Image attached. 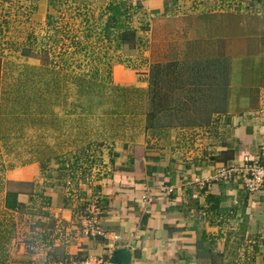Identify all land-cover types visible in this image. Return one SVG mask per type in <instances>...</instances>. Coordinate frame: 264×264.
<instances>
[{
    "label": "crops",
    "instance_id": "crops-1",
    "mask_svg": "<svg viewBox=\"0 0 264 264\" xmlns=\"http://www.w3.org/2000/svg\"><path fill=\"white\" fill-rule=\"evenodd\" d=\"M147 73L138 82L117 64L111 77L115 84L146 89ZM262 95L254 109L215 114L201 127L152 132L142 126L131 140L111 145L118 157H110L102 177H72L75 187L64 189L52 172L56 165L46 132L33 141L28 137L22 149L8 145L14 134L3 128L8 115L0 66V264L49 259L111 264L117 249L129 251L127 264H264V186L250 194L240 180L214 179L222 165L253 159L264 146ZM15 116L19 122L21 115ZM36 127L30 129L40 132ZM70 151L75 162L59 169L82 171L77 149ZM9 155L16 158L6 160ZM143 194L152 201L144 202ZM89 204L99 211L100 236L79 231L78 212Z\"/></svg>",
    "mask_w": 264,
    "mask_h": 264
},
{
    "label": "rangeland",
    "instance_id": "rangeland-1",
    "mask_svg": "<svg viewBox=\"0 0 264 264\" xmlns=\"http://www.w3.org/2000/svg\"><path fill=\"white\" fill-rule=\"evenodd\" d=\"M108 1L0 0L3 114H8L3 128L14 134L8 145L22 149L35 139V135L46 132V143L51 142L52 161L56 165L52 172L56 179L60 178L59 186L64 189H73L71 179L78 178L81 173L78 169H59L65 161L75 162V154L70 149H77L76 156L79 155L85 168H89V172L86 169L87 177L92 174L93 178H100L108 171V161L113 156L109 150L111 145L121 146L142 126H150V100L134 99L137 95L133 93H125L126 97L119 96L118 92L109 95L111 83L122 85L115 84L111 77L114 65L130 70L132 76H138V82L146 78L140 75L147 72L149 81L150 64L154 61L181 60L192 66L197 60L209 62L208 76H213L220 67L221 75L215 80L222 83L216 87L213 77L201 78L210 86L206 100H211L212 105L194 115L196 119L209 115L218 106L226 111L220 110V113L227 114L254 109L259 94L264 92V0H177L176 5L172 4L173 0H162L152 6L157 12H151L146 2L149 0H141L130 22L144 42L137 49L107 42L100 33L105 20L100 13ZM164 2L168 3L166 14H163ZM75 8L81 9L80 16ZM94 25L96 30L92 31ZM145 25L149 30L142 31ZM71 37L80 43L78 47L70 45ZM65 49L67 51L62 53ZM41 65L53 74L58 73L57 77L48 72L44 77L41 75L39 82L33 83L31 78H37L36 69ZM75 75L84 78L85 84L80 87L77 79L72 78ZM17 77H20L19 82L15 80ZM55 80L60 86L58 94L50 91ZM94 80L95 85L92 84ZM90 82L92 85L88 87ZM223 83L227 84L223 86ZM22 92L27 95L18 100ZM8 96L10 101H7ZM22 108L29 113L20 114L17 122L16 116H10L8 111ZM262 111L264 113V100ZM157 118L158 125L173 124L178 119L173 112H159ZM33 125L40 132L30 129ZM113 157L118 155L115 153ZM14 158L9 155L5 159L13 161ZM22 188L29 190L28 186Z\"/></svg>",
    "mask_w": 264,
    "mask_h": 264
},
{
    "label": "trees",
    "instance_id": "trees-1",
    "mask_svg": "<svg viewBox=\"0 0 264 264\" xmlns=\"http://www.w3.org/2000/svg\"><path fill=\"white\" fill-rule=\"evenodd\" d=\"M141 0H109L104 8H102V12L100 15L105 16L104 23L100 26V33L104 35V39H106L107 42L113 41L117 46L127 45L130 49H137L140 46L144 45V42L141 37L137 35L136 29L132 28L130 26L132 15L136 12L137 8L139 7V3ZM159 1L162 2V0H149L146 1L148 6L151 9V12H157L153 10L152 6L158 5ZM177 0H173L172 4L176 5ZM54 3V1L52 2ZM164 13L169 11L168 9V3L164 2ZM76 14L80 16V8H75ZM52 19V16H49V20ZM52 24V22H49ZM96 25H94V29H91L92 31L96 30ZM66 28V26L64 25ZM142 31H147L148 25L141 27ZM99 34V33H98ZM79 42L74 41V39L71 37L70 39V45L74 46L75 48L79 46ZM67 49H65L62 53H65ZM193 66L186 63L185 61L181 60H171V61H154L152 64H150V71H149V85L147 89H141L136 88L134 86H123V85H114L113 83H109L110 86L108 88L109 95L110 94H116L115 92H118L119 96H125L129 93H133L136 98H142L144 100H150V104L152 106V113L153 111L156 112L155 114L151 113V123L150 126H145L146 130L155 132L157 130H163V129H169L173 127H180V128H190V127H201L203 125H207L210 122L211 116L213 114H227V113H220V110H223L220 108V106L217 107V109L212 110L209 115H203L201 116V119H196L193 117L194 115L200 113L202 109L205 111L206 109L211 107V100H206L208 98L207 96V90L210 88L209 85L205 84L201 81V78L204 79L206 77L207 79H214V86L216 87L217 84H221L222 82H218L215 80L217 76L221 75V71L219 70L220 67L217 68V70L212 71L211 73H214L213 76H208L206 72V68L208 63H202L194 61ZM46 66V65H45ZM41 65L36 69L38 71V76L36 79H32L33 83H37L40 81L42 77L47 75L49 69L46 67H43ZM32 71V69H30ZM34 68V72H36ZM110 73V72H109ZM108 73V75H110ZM210 73V74H211ZM53 74V73H52ZM42 75V77H41ZM55 75L54 78H56L58 75ZM73 79H77V83L79 86L82 84H85L84 78H77L76 75L72 77ZM17 82L20 81V77H17L15 79ZM25 80V79H23ZM96 80V79H95ZM95 80L92 83L95 85ZM58 80H55V83L53 84V87L50 91L55 92V94H58L59 84L57 82ZM31 82V81H30ZM29 82V83H30ZM46 83L48 81L46 80ZM88 87H90V83H87ZM91 84V85H92ZM102 85V81L100 82ZM227 83H223V86H225ZM108 85V84H107ZM24 86V85H23ZM80 86V87H81ZM165 86V88H164ZM209 86V87H208ZM51 87V86H49ZM25 88V87H24ZM48 89V88H47ZM46 89V91H47ZM212 89H214L212 87ZM107 92V90H106ZM214 92V91H213ZM216 97H217V91ZM127 93V94H125ZM18 98H24L26 97V93L22 92L19 93ZM177 95V96H175ZM10 96V95H9ZM7 97V101H10L11 99ZM126 97V96H125ZM146 97V98H144ZM132 98V100H134ZM10 99V100H9ZM115 99V98H114ZM215 99V97H214ZM218 99V98H217ZM19 100V99H18ZM127 100V99H126ZM217 103L214 102L215 106ZM142 109L144 108V105H141ZM210 106V107H207ZM77 107H80V105H77ZM25 108L22 109H11L8 112L10 116L13 115H26L29 112H27ZM199 111V112H198ZM226 112L225 110H223ZM159 112H163L165 114L173 112L177 115L178 119H176V123H162L157 124L159 121L157 120V114ZM113 115L114 113H110ZM8 115V114H6ZM110 115V117H111ZM121 115V114H119ZM203 117V118H202ZM42 118V117H41ZM198 121H201L200 123H197ZM113 160L111 159L110 162ZM89 162V161H87ZM88 164V163H87ZM86 169L87 172H89V168H84L81 171L80 179L84 180L86 176ZM86 176V177H85ZM13 196L9 194V198ZM12 201V200H11ZM10 203V200H9ZM13 206L15 207V202L13 201ZM9 205H12L11 203Z\"/></svg>",
    "mask_w": 264,
    "mask_h": 264
},
{
    "label": "built area",
    "instance_id": "built-area-1",
    "mask_svg": "<svg viewBox=\"0 0 264 264\" xmlns=\"http://www.w3.org/2000/svg\"><path fill=\"white\" fill-rule=\"evenodd\" d=\"M262 158H264V146L260 147L258 155L253 159L243 157L240 163L222 165L216 170L214 179L218 182L228 183L240 180L248 193H258L264 186V166L261 163ZM142 200L146 203L152 201L147 194L142 195ZM98 215L99 211L94 204H89L78 212L81 235L86 237L102 235ZM114 239H119V236H115ZM29 249L36 251L34 245H29ZM46 264H87V262L77 259H49Z\"/></svg>",
    "mask_w": 264,
    "mask_h": 264
},
{
    "label": "water",
    "instance_id": "water-1",
    "mask_svg": "<svg viewBox=\"0 0 264 264\" xmlns=\"http://www.w3.org/2000/svg\"><path fill=\"white\" fill-rule=\"evenodd\" d=\"M130 255L126 249H117L113 252V256L110 259L111 264H127L129 263Z\"/></svg>",
    "mask_w": 264,
    "mask_h": 264
}]
</instances>
